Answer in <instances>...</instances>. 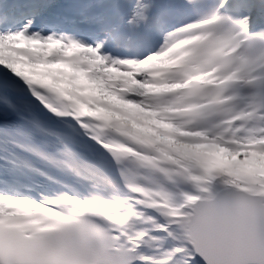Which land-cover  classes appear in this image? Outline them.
<instances>
[{
  "label": "snow or ice",
  "instance_id": "6c2138e0",
  "mask_svg": "<svg viewBox=\"0 0 264 264\" xmlns=\"http://www.w3.org/2000/svg\"><path fill=\"white\" fill-rule=\"evenodd\" d=\"M0 264H264V0H0Z\"/></svg>",
  "mask_w": 264,
  "mask_h": 264
}]
</instances>
